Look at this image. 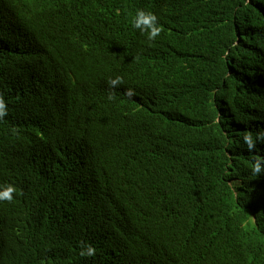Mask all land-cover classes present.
Here are the masks:
<instances>
[{"label": "trees", "instance_id": "1", "mask_svg": "<svg viewBox=\"0 0 264 264\" xmlns=\"http://www.w3.org/2000/svg\"><path fill=\"white\" fill-rule=\"evenodd\" d=\"M1 89L0 264H264V0H0Z\"/></svg>", "mask_w": 264, "mask_h": 264}, {"label": "clouds", "instance_id": "2", "mask_svg": "<svg viewBox=\"0 0 264 264\" xmlns=\"http://www.w3.org/2000/svg\"><path fill=\"white\" fill-rule=\"evenodd\" d=\"M132 26L135 29L140 30L142 34H147V39L152 41L155 40L157 36H159L163 28L158 24L157 16L152 12H146L144 10H137L134 19L132 20ZM123 83L122 77H116L115 79H110L108 84L113 89ZM3 90H0V122L1 119L7 115L5 101L7 100L6 96L2 97ZM5 95V94H4ZM125 95L132 96L134 95V91L132 89H127ZM109 100L114 99L113 95H109ZM15 134L17 132L16 129L12 130ZM256 141L264 143V132H259L256 134L255 140L251 133H246L243 136V142L247 145V150L251 153L255 150ZM252 173L253 175L259 176L264 173V157L254 156L253 164H252ZM16 188L9 184L0 189V201H8L11 202L13 200V195L16 193ZM81 257H94L96 255V249L92 247L90 244L85 245L81 242V251L79 252ZM43 264V261L41 262Z\"/></svg>", "mask_w": 264, "mask_h": 264}, {"label": "bare ground", "instance_id": "3", "mask_svg": "<svg viewBox=\"0 0 264 264\" xmlns=\"http://www.w3.org/2000/svg\"><path fill=\"white\" fill-rule=\"evenodd\" d=\"M45 46H49V44H45ZM141 193H142L141 191H138L137 195H140Z\"/></svg>", "mask_w": 264, "mask_h": 264}]
</instances>
